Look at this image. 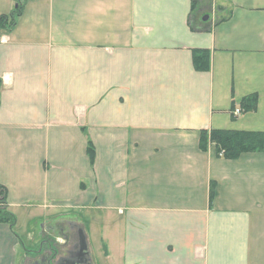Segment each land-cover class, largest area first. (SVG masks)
<instances>
[{"label": "crops", "instance_id": "1", "mask_svg": "<svg viewBox=\"0 0 264 264\" xmlns=\"http://www.w3.org/2000/svg\"><path fill=\"white\" fill-rule=\"evenodd\" d=\"M193 2L0 0V16L23 4L0 37V185L17 218L0 223V264H44L33 234H59L54 264L85 237L94 264L100 223L104 264H264V152L200 147L203 130L264 132V0Z\"/></svg>", "mask_w": 264, "mask_h": 264}, {"label": "trees", "instance_id": "2", "mask_svg": "<svg viewBox=\"0 0 264 264\" xmlns=\"http://www.w3.org/2000/svg\"><path fill=\"white\" fill-rule=\"evenodd\" d=\"M197 1L198 0H194V7ZM22 10L23 4L21 3L18 8L11 13L0 16V37L3 33L11 32L13 28H15L19 18L22 16ZM194 64L198 70L208 71L210 69V52L207 50H196L194 52ZM1 87L2 80L0 79V91ZM257 100L258 97L256 94L246 97L242 101V110L244 112L255 110L257 107ZM211 144L216 146L220 156L228 159H236L243 153L264 152V132L232 131L224 129L203 130L200 138L201 149L206 151ZM88 152L90 158L93 160L95 150L92 143L88 145ZM16 220V216L7 206V189L0 185V223H7L14 227L16 225ZM44 243L49 246L48 249L50 253L47 256L48 262L54 261L60 254V246L57 243L54 245L53 242L51 244L49 242L46 243V240Z\"/></svg>", "mask_w": 264, "mask_h": 264}, {"label": "rangeland", "instance_id": "3", "mask_svg": "<svg viewBox=\"0 0 264 264\" xmlns=\"http://www.w3.org/2000/svg\"><path fill=\"white\" fill-rule=\"evenodd\" d=\"M210 3H212V2H210L209 1V4ZM210 5H212V4H210ZM214 12V9H212V11H211V14ZM107 212L106 211H102V213L100 214V215H103V214H106ZM106 215H104V217H105ZM27 227V226H26ZM103 229H102V226H101V223H100V225L98 226L97 225V228L95 229V233H94V235H95V241H94V244H93V246H94V248H93V250H94V253H95V255H94V258H93V261H94V264H104V259H103V257H102V250H101V247H100V243L97 241L96 242V239H98V236H99V239H100V235H101V231H102ZM59 235V234H58ZM58 235L56 236V235H54V236H52V235H49L48 237H46V243L47 242H49L50 244L53 242L54 243V245L57 243V241H56V238L58 237ZM25 244L27 245V247H29V249H30V251H32V252H36V251H38V253H37V255L36 256H38V254H39V256L37 257V258H39L41 255L40 254H42V252H45V250L47 249V250H49L48 248H49V246L46 244L45 245V243H44V240L43 241H41V240H39L38 238H37V236H35L34 234L29 238V239H27V236H25ZM74 239H76V238H74ZM67 241H68V239H66ZM39 241H41L40 243H39ZM52 241V242H51ZM64 241V240H63ZM62 241V242H63ZM74 241H77V239L76 240H74ZM65 242V241H64ZM58 244V243H57ZM59 245V244H58ZM66 245V244H65ZM38 246H40L41 247V250L40 249H37V247ZM52 246H53V244H52ZM60 246V245H59ZM50 247H51V245H50ZM61 251H62V248L60 247V249H59V252L61 253ZM40 252V253H39ZM46 252H48V251H46ZM49 253H50V251H49ZM48 253V254H49ZM31 256H33V255H31ZM42 256H44V255H42ZM74 255H72V257H73ZM76 256V255H75ZM74 256V257H75ZM44 258H46L45 256H44ZM32 260H33V258H32ZM57 259H55L54 260V262H53V264L55 263V261H56Z\"/></svg>", "mask_w": 264, "mask_h": 264}, {"label": "water", "instance_id": "4", "mask_svg": "<svg viewBox=\"0 0 264 264\" xmlns=\"http://www.w3.org/2000/svg\"><path fill=\"white\" fill-rule=\"evenodd\" d=\"M84 236V235H83ZM82 242H83V245L81 247V252H80V256L79 257H73L72 259H69V260H66V264H83V263H86L85 261V249H86V242H85V237L82 238ZM81 257V258H80Z\"/></svg>", "mask_w": 264, "mask_h": 264}, {"label": "flooded vegetation", "instance_id": "5", "mask_svg": "<svg viewBox=\"0 0 264 264\" xmlns=\"http://www.w3.org/2000/svg\"><path fill=\"white\" fill-rule=\"evenodd\" d=\"M48 256V255H47ZM47 256H46V262L44 264H53L54 261L48 262L47 260ZM81 258V257H80ZM64 264H66V262H63Z\"/></svg>", "mask_w": 264, "mask_h": 264}, {"label": "built area", "instance_id": "6", "mask_svg": "<svg viewBox=\"0 0 264 264\" xmlns=\"http://www.w3.org/2000/svg\"><path fill=\"white\" fill-rule=\"evenodd\" d=\"M240 112H241L240 109H236V110L234 111V114H235V115H239Z\"/></svg>", "mask_w": 264, "mask_h": 264}]
</instances>
